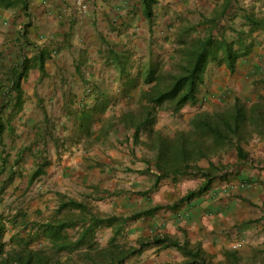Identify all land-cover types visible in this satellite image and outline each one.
<instances>
[{"label": "crops", "instance_id": "0c3cea01", "mask_svg": "<svg viewBox=\"0 0 264 264\" xmlns=\"http://www.w3.org/2000/svg\"><path fill=\"white\" fill-rule=\"evenodd\" d=\"M226 1L0 0V218L4 247L5 241L16 235L23 239L32 234L44 236L51 244L38 225L68 219L65 214L70 209L81 211L70 201L89 210L87 202L79 198L80 190L89 188L95 197L96 191L100 192V198L93 197V204L97 200L108 204L98 202L99 211L89 214L103 221L81 245L107 239L110 244L115 238L113 244L128 250L149 243L121 264L134 259H150L153 264L188 260L179 247L153 243L155 237H170L182 246L200 249L207 261L217 256L223 264H233L228 254L236 252L238 264H264V133L256 139V148L242 144L246 159L239 158L233 145L231 157H225V152L219 161L201 158L187 174L169 175L159 182L155 161L152 166L147 157L126 158L117 149L104 152L98 144L89 148L85 140L86 132L94 131V121L113 113L112 90H126V96L131 97L127 90L142 86L138 83L141 68L158 53L169 55L186 39L188 29L210 30L211 20L219 17ZM254 4L253 0H231L217 32L214 30L215 35L221 33L236 41L241 55L235 70L229 69L234 75L244 68H260L255 55L264 52L260 39L264 27L259 24L256 28L248 20L255 15ZM237 19H241L240 27L235 25ZM228 30L233 34L228 35ZM244 46H250L245 55ZM117 55L123 60L125 74ZM207 82L206 72L204 83L209 88ZM217 85L213 87L218 89ZM201 86L197 99L176 113L183 115V120H189L194 115L190 111L201 106ZM120 165L136 166L137 174L125 176ZM200 170L209 171L210 176ZM148 175L154 176L151 187ZM32 191L45 194L43 214H52L50 219H32ZM32 223V234L26 235L23 228ZM89 225L90 220L64 229V234L77 243ZM74 229V237L66 233ZM121 235H132L134 243L122 248L117 243ZM72 250L75 248L68 252Z\"/></svg>", "mask_w": 264, "mask_h": 264}, {"label": "trees", "instance_id": "16d2710c", "mask_svg": "<svg viewBox=\"0 0 264 264\" xmlns=\"http://www.w3.org/2000/svg\"><path fill=\"white\" fill-rule=\"evenodd\" d=\"M230 4L231 0L226 1L219 17L211 20L212 27L206 36L184 39L181 42L182 45L175 50L170 58L172 63L169 67L161 61H153L143 66L139 72V76L149 85V88L143 93V99L147 103L143 107V111L140 112L141 117L127 114L126 120L135 129L136 140L143 128L149 130V140L146 144L156 150L157 182L169 175L187 174L192 168V164L201 158H207L227 145H235L239 158L246 159L248 156L242 146L245 140L243 132L246 131L250 123H257L264 127L263 97L250 107L237 100L231 108L226 110L198 113L192 119L191 130L180 131L173 137L165 136L149 128L154 123L158 107L161 108L167 104L173 111L178 112L185 104L197 99L199 88L205 81L207 65L210 61L225 62L231 71L235 70L237 60L241 55L235 48L236 41L221 33L214 34V30L219 28L220 18L226 15ZM248 20H252L256 28L259 24L264 27V21L256 19L254 16H248ZM242 49V54L245 55L249 52L250 46H244ZM40 56L42 62L44 60L43 53ZM116 60L119 62L120 68L122 67V73L125 74L122 58L117 55ZM41 66L43 67V65ZM260 82L264 85V78ZM200 172L210 176L209 171L206 174L203 170ZM207 186L208 184L202 190H205ZM69 204L72 207L81 208L83 213L87 212V208L83 204L76 201H70ZM89 214L90 212H87V216L79 219L68 218L38 225L42 234L50 239L52 255H46L42 250L29 248L26 240L20 238L19 235L14 237L19 247L5 250L4 243L1 241L4 225L0 218V264H61L55 258L56 255L84 243L94 226L103 221ZM89 220L90 225L85 229L80 240L77 243L70 242L64 234V229L80 223L85 225ZM114 241L115 238L112 239L110 245H114ZM152 242L181 248L188 258L183 264H210L200 249L182 246L170 237H155ZM148 244L142 242L139 249L125 250L119 246L106 248L100 251V256L105 258L104 264H121L127 257L140 252ZM228 255L232 258L233 264H238L239 257L236 252H231Z\"/></svg>", "mask_w": 264, "mask_h": 264}, {"label": "rangeland", "instance_id": "374dc122", "mask_svg": "<svg viewBox=\"0 0 264 264\" xmlns=\"http://www.w3.org/2000/svg\"><path fill=\"white\" fill-rule=\"evenodd\" d=\"M255 2L254 4V15L256 19L263 20L264 21V0H253ZM226 22H228L227 19H225ZM241 19H237V22L235 25L237 27H240ZM188 26V25H187ZM222 28V27H221ZM187 36H185L186 39L191 38H197L202 37L203 34H208L207 29L202 30V28L198 27L196 29H188L187 30ZM216 31V30H215ZM214 31V32H215ZM217 32V31H216ZM228 35L233 34L231 30L227 31ZM264 32H261V42L263 44L264 42ZM182 42V41H181ZM179 43L180 45L176 47L174 50L169 51L168 54H160L158 53V57H153L149 61H161L164 64L169 67L171 65V56L175 52L177 48H179L182 43ZM264 50V46L263 49ZM255 58H258L256 60L257 63L260 64L259 69H252V71H247V68H244L242 70H239L234 73H230L229 68L225 62L219 63L220 61L216 62H209L207 65V83L209 88L204 83L201 86V90L199 92L202 104L196 109L191 110L190 112L194 114L192 117H190L189 120H183V115H176L177 112L173 111L170 107H168L167 104H165L164 107H161L157 109L156 111V118L154 120V123L151 125V129L155 130L156 132H160L161 134L173 137L180 131H189L191 130V122L193 117L198 113L208 112L213 113L216 111L226 110L228 108H231L237 100H240L242 103L247 105V107H250L253 103L261 100L264 97V85L260 82L264 78V52H257L255 55ZM206 75V74H205ZM138 83H141V87L133 90H127V92H132L131 97L126 96V90L123 91L120 90H112L114 91V97L115 104L113 107V113L109 117H105V119H101L98 121H94L92 124V129H94L93 132H86L85 134V140L86 145L89 148H92L94 146L101 145L104 147V150L101 151H112L117 149L121 154H123V157L129 158L133 157L135 159H139L140 157L144 158L147 157L150 161V165H154V161L156 158V150L149 147L146 142L148 143L149 140V130L146 128H143L142 131L139 133L138 139H134V128L127 123L126 115L127 114H133V116L137 117L140 116V112L143 111V107L147 103L146 100L143 99V93L149 88V85L144 82V80L139 76ZM105 81V80H103ZM137 83V84H138ZM220 84V85H217ZM106 85V83H105ZM118 85V83H117ZM214 85L219 86L217 89L216 87H213ZM202 93V96H201ZM197 103L193 106L197 107ZM192 107V106H191ZM125 117V119H124ZM141 117V116H140ZM139 117V118H140ZM127 123V124H126ZM262 133H264V127L255 124H249L246 128V131L243 132V135L245 136V140L243 141V145L246 148H256L259 141L256 139L259 137H262ZM94 143V144H93ZM234 150L233 144L229 145V147L226 150H220L219 152H216L215 154H211L208 156L210 159H216L218 158V161L220 158H223V153L227 152L225 154V157H231L232 152ZM100 151V149H99ZM64 153V151H63ZM217 161V160H216ZM125 163V161L123 162ZM135 167V168H134ZM133 168L131 165H120L119 169H121L122 173H125V176L131 175L135 176L137 174L136 172V166ZM149 179V186L151 187V184L153 183L154 176L148 175ZM69 177H71L69 175ZM135 179V178H134ZM74 187H72L73 189ZM99 191H96L95 195L96 197L100 198ZM93 193L89 188H86V190H80L79 198L83 199L85 202H87V206L89 210L87 212L91 213V211L98 212L99 211V204L106 205L108 204L107 200H97V204H93L95 196L92 195ZM43 192L42 194H35L32 191V212L31 216L32 219L38 220L39 222L44 221L45 219L49 218V215L52 214L44 213L45 211V200H44ZM94 197V198H93ZM48 199V198H47ZM96 201V200H95ZM100 205V206H101ZM86 213H83L81 211H75L71 209L69 212H67L65 215L69 216V218L73 219H79L80 217L85 216ZM87 216V215H86ZM24 218L19 219V221H22ZM50 219V218H49ZM34 222V221H33ZM35 224V223H34ZM32 223V226H25L23 229L26 230V235L28 233L32 234L31 232L34 229V225ZM72 237L77 235V231L74 230H67L66 233ZM24 233V234H25ZM26 240V243L28 244L29 248L34 250H42L44 254L46 255H52L53 250L51 248V244L47 243V240H45L44 236H35V234L30 235V237H24ZM12 239H7L5 242L8 243L5 245V250L13 249V247H19L18 243H13ZM108 240V239H107ZM105 240V242H99V243H93V244H86L81 245L78 248H75V250L67 251L58 253L56 255V259H58L61 264H104L105 258L103 256H100V251L102 249H110L114 248L117 245H110L109 242ZM134 238H132V235H124L120 236L117 243L118 245L122 246L124 248L125 246H129L130 243H134ZM88 242V240H87ZM103 243V244H102ZM102 244V245H101ZM144 262V263H143ZM153 264V262L149 259H134V262H129L127 264ZM208 263L212 264H223L221 260L218 259L217 256H213L210 259H208ZM52 264V263H50Z\"/></svg>", "mask_w": 264, "mask_h": 264}, {"label": "built area", "instance_id": "2783aa9c", "mask_svg": "<svg viewBox=\"0 0 264 264\" xmlns=\"http://www.w3.org/2000/svg\"><path fill=\"white\" fill-rule=\"evenodd\" d=\"M83 8H86L85 5L83 6Z\"/></svg>", "mask_w": 264, "mask_h": 264}]
</instances>
